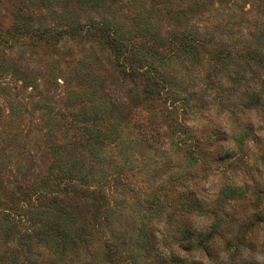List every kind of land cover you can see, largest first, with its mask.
Masks as SVG:
<instances>
[{"label":"trees","instance_id":"trees-1","mask_svg":"<svg viewBox=\"0 0 264 264\" xmlns=\"http://www.w3.org/2000/svg\"><path fill=\"white\" fill-rule=\"evenodd\" d=\"M15 1L11 29H0V84L20 82L12 96L0 85L10 96L6 116L0 108V264H264V184L251 214H215L222 196L243 197L240 186L223 185L213 209L196 189L246 164L251 125L228 137L189 123L207 102L264 117V0L231 41L206 30L223 0H57L59 14L49 0ZM74 46L93 56L76 58ZM39 48L54 53L45 77L26 68ZM24 87L37 98L30 112L16 100ZM251 233V257L239 259Z\"/></svg>","mask_w":264,"mask_h":264},{"label":"rangeland","instance_id":"rangeland-1","mask_svg":"<svg viewBox=\"0 0 264 264\" xmlns=\"http://www.w3.org/2000/svg\"><path fill=\"white\" fill-rule=\"evenodd\" d=\"M53 8L59 14L62 12L61 8L58 5H55L57 0H49ZM18 2V1H17ZM15 0H0V29L1 31H6L11 29L12 20L11 13L13 10L18 6ZM255 1L253 0H223L222 4L218 6L215 5V9H218V12H214L211 14L210 20H212V16H215V20L210 23L213 28H210V25L207 27L206 30H209L210 33H215L216 31L223 29L224 38L228 41L235 40L240 36V28H243L248 25H253L256 22V14L254 10ZM52 19L50 17H45L44 23H50ZM206 28V27H205ZM245 37V35H241ZM66 46L61 47L60 52H55V54H59L57 57L58 59V66L64 68V62H66L67 51ZM68 48H71L68 46ZM36 56L31 57L30 63L26 66L29 71H32L30 75H35L34 71L39 72L40 75L43 74L45 77L49 69L48 61L53 58V51L46 48H39L36 51ZM71 52L76 56V58L82 54L86 56H93V52H89L87 48H81L80 46H74L71 49ZM3 54L2 50L0 49V55ZM7 54V53H6ZM20 55L21 53L18 52ZM29 57L27 52H24L22 55V61ZM60 78L59 75H57ZM37 83L41 86L42 81H40L39 77H36ZM108 81H111L109 79ZM58 86L56 87V94H61L64 90V86H62V81L58 79L57 81ZM2 84L7 85L8 91L10 92L11 96L15 94L16 89L14 88L20 86L19 81L9 82L2 81ZM0 84V85H2ZM42 88V87H40ZM31 90L29 88H25L20 90L17 94H19L16 100L21 99L22 104H26L27 110L30 112L32 109L31 105L33 101L37 98H28L29 93ZM52 93L49 92V97L51 98ZM124 92L119 91V97H123ZM10 96H5L2 91L0 90V108L4 111V116L8 113V108L6 101H8ZM230 106H234L233 103H227ZM237 106V105H235ZM233 109L232 114L223 111H218V107L213 105L212 103H206L205 106L200 109V115L190 116L189 123L190 124H197L199 126H203L202 124L210 123L212 126H219L220 130H225L226 135L230 136L232 131H239L243 130L246 126L251 128L252 133L247 136L242 142V153L246 155L244 161L246 164L238 165L235 169H227L224 173H210L204 176L201 179H197V191L202 198V201L205 205H208L211 209L214 207V202L217 200L218 193L223 185L229 184L231 186H240L242 190H244V195L241 199H233L227 200L226 196H222V212L215 213V214H251V206H256V193L254 195L252 192L256 189V184L262 185L264 184V117L259 112H256V109H241V107L237 106ZM32 112V111H31ZM30 114V113H29ZM39 117V113L33 112L30 116L24 115L23 118L26 119V124L28 122H32ZM28 121V122H27ZM236 127L240 129L235 130ZM246 132V130L244 131ZM231 141V140H229ZM228 141V142H229ZM30 148V145H29ZM169 159L173 161L179 162V159L182 157L181 153L173 154L172 150L168 151ZM172 166V165H170ZM176 191H179L180 188L176 187ZM264 203V200H262ZM261 205V204H259ZM264 205V204H262ZM242 210L240 211V208ZM215 208H217L215 206ZM129 210L126 214H137L136 212H131ZM240 211V212H239ZM164 214V213H163ZM177 214V213H176ZM184 214V213H181ZM194 214V213H193ZM197 228L205 229L207 224L210 220H205L202 218L196 219ZM130 223V220L127 219L123 225H127ZM163 224V223H161ZM256 232L255 229L252 230L254 234ZM249 234L244 242L240 245L238 253L239 259H248L251 257V249L249 244V239L252 238L253 234ZM252 241V240H251ZM220 242L219 238L215 236L209 243L211 247H217L218 243ZM264 254H260L259 258H261ZM255 262L256 257L254 256Z\"/></svg>","mask_w":264,"mask_h":264}]
</instances>
